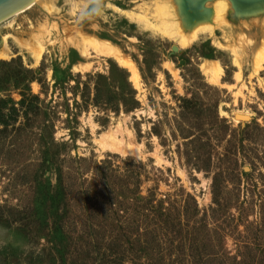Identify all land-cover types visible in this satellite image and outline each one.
Returning <instances> with one entry per match:
<instances>
[{
  "label": "rangeland",
  "instance_id": "1",
  "mask_svg": "<svg viewBox=\"0 0 264 264\" xmlns=\"http://www.w3.org/2000/svg\"><path fill=\"white\" fill-rule=\"evenodd\" d=\"M133 1L38 0L0 26L43 48L0 60V264H264V67L108 7Z\"/></svg>",
  "mask_w": 264,
  "mask_h": 264
},
{
  "label": "bare ground",
  "instance_id": "2",
  "mask_svg": "<svg viewBox=\"0 0 264 264\" xmlns=\"http://www.w3.org/2000/svg\"><path fill=\"white\" fill-rule=\"evenodd\" d=\"M36 1L38 0H34L31 4ZM56 1L57 0H43V10L50 14L57 11ZM145 1L146 4L139 8V12H136L134 9L124 10L111 3H108V7L119 16L127 19L129 23L136 25L142 32L149 34L150 37L174 40L181 47L189 46L202 34L208 37H215L217 33H222L225 42H222L221 39H217V45L220 48L224 49L225 44H230L231 47L234 46V48L242 47L241 49L248 55L249 65L254 74H259L263 69L264 0ZM65 2L71 9L77 7L76 0H65ZM135 2L134 0L133 3ZM196 2H198V5H196ZM16 14L17 13L1 21L0 26ZM14 36L15 35L12 37L8 33L4 36L0 34V60L8 59L12 55V50L9 45V41L12 40L17 44L21 52H26L32 59L38 62L43 50L40 46L42 44V38L37 40L35 38L36 36L34 37L36 39L35 44L37 45V47L36 45L34 47L32 44L26 45L19 43ZM86 40L94 50H96V48L98 49V47L100 51L103 49V53L101 52V54L112 56V59L115 60L118 65L130 72L132 79H137V72L133 63L125 58L118 49L108 42L100 43L97 39L92 37H87ZM97 45L98 47H96ZM240 56L241 55H239V57ZM201 70L210 83L219 82L222 70L218 64H214V66L204 64Z\"/></svg>",
  "mask_w": 264,
  "mask_h": 264
},
{
  "label": "water",
  "instance_id": "3",
  "mask_svg": "<svg viewBox=\"0 0 264 264\" xmlns=\"http://www.w3.org/2000/svg\"><path fill=\"white\" fill-rule=\"evenodd\" d=\"M33 1L34 0H0V22L25 9Z\"/></svg>",
  "mask_w": 264,
  "mask_h": 264
},
{
  "label": "trees",
  "instance_id": "4",
  "mask_svg": "<svg viewBox=\"0 0 264 264\" xmlns=\"http://www.w3.org/2000/svg\"><path fill=\"white\" fill-rule=\"evenodd\" d=\"M125 85H127V83L125 82ZM128 86V85H127Z\"/></svg>",
  "mask_w": 264,
  "mask_h": 264
}]
</instances>
